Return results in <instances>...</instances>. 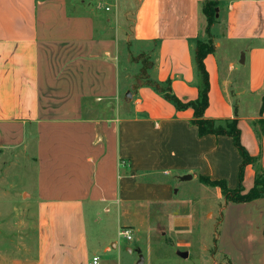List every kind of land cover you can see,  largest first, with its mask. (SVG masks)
Returning a JSON list of instances; mask_svg holds the SVG:
<instances>
[{"label": "crops", "instance_id": "0c3cea01", "mask_svg": "<svg viewBox=\"0 0 264 264\" xmlns=\"http://www.w3.org/2000/svg\"><path fill=\"white\" fill-rule=\"evenodd\" d=\"M108 1L0 0V151L31 157L36 170L29 193L36 255L21 264H88L95 255L86 205L166 206L186 176L238 185L242 158L233 140L200 137L193 109L177 110L153 86L134 88L122 62L131 51L148 54L152 83H170L179 100L195 101L203 0H114V9ZM218 2L215 53L204 61L205 117H237L242 144L257 159L245 169L248 192L264 170L255 126L264 119V0ZM236 205L260 212L264 198Z\"/></svg>", "mask_w": 264, "mask_h": 264}, {"label": "rangeland", "instance_id": "374dc122", "mask_svg": "<svg viewBox=\"0 0 264 264\" xmlns=\"http://www.w3.org/2000/svg\"><path fill=\"white\" fill-rule=\"evenodd\" d=\"M113 4L109 0L105 7ZM122 62L137 83L152 66L148 54L134 51ZM30 162L0 151V264H21L36 255L37 213L30 198L36 170ZM174 198L166 206L123 205L120 211L86 205L91 255L99 264H264V209L227 203L196 178L179 182Z\"/></svg>", "mask_w": 264, "mask_h": 264}, {"label": "trees", "instance_id": "16d2710c", "mask_svg": "<svg viewBox=\"0 0 264 264\" xmlns=\"http://www.w3.org/2000/svg\"><path fill=\"white\" fill-rule=\"evenodd\" d=\"M218 7V0H203L202 2L201 10L206 20L207 26L205 30L206 37L203 40H198L194 54L196 67L201 79L199 96L195 101L189 103L182 102L172 93L170 83H167L165 86L161 87L158 84H153L148 75H146V77L143 79L142 84L137 83L134 88L144 84L153 86L157 91L163 93L166 100L174 104L177 110L183 111L189 108L193 109L194 119L192 124L197 127L200 137L208 135L226 136L233 140V143L242 158V164L238 173L237 187L235 189H230L226 181H214L207 177H200V182L210 187L219 188L223 198L227 203L245 204L264 198V170L257 174L251 190L245 192L243 186L245 169L248 165L256 163L257 159L252 157L242 144L241 130L238 126L237 117L233 120H227L224 122L210 120L205 117L206 110L209 107L210 80L204 61L208 55L215 53V44L212 39L211 30L217 23L216 15L218 12ZM150 68L151 67L146 68L147 73ZM263 113L264 100L261 109V114ZM255 126L258 130V133L264 136V119L262 118L258 120Z\"/></svg>", "mask_w": 264, "mask_h": 264}, {"label": "built area", "instance_id": "2783aa9c", "mask_svg": "<svg viewBox=\"0 0 264 264\" xmlns=\"http://www.w3.org/2000/svg\"><path fill=\"white\" fill-rule=\"evenodd\" d=\"M109 10V9H108ZM122 237H125L128 241L132 240L131 233L129 231H122L120 233ZM88 264H99V258L98 257H93L91 261L88 262Z\"/></svg>", "mask_w": 264, "mask_h": 264}, {"label": "water", "instance_id": "95a60500", "mask_svg": "<svg viewBox=\"0 0 264 264\" xmlns=\"http://www.w3.org/2000/svg\"><path fill=\"white\" fill-rule=\"evenodd\" d=\"M191 176H186V177H183L182 180H191ZM138 264H143V260L141 259V261L138 263Z\"/></svg>", "mask_w": 264, "mask_h": 264}]
</instances>
